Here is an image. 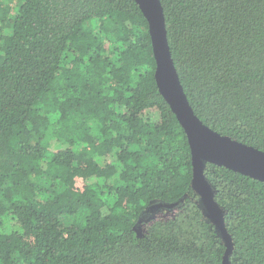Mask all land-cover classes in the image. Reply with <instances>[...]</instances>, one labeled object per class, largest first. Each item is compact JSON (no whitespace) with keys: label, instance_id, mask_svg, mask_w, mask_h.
<instances>
[{"label":"trees","instance_id":"obj_1","mask_svg":"<svg viewBox=\"0 0 264 264\" xmlns=\"http://www.w3.org/2000/svg\"><path fill=\"white\" fill-rule=\"evenodd\" d=\"M160 1L195 114L264 150V0ZM154 71L134 0H0V264H223ZM205 175L227 210V264H264V182ZM185 193L137 235L150 200Z\"/></svg>","mask_w":264,"mask_h":264},{"label":"water","instance_id":"obj_2","mask_svg":"<svg viewBox=\"0 0 264 264\" xmlns=\"http://www.w3.org/2000/svg\"><path fill=\"white\" fill-rule=\"evenodd\" d=\"M148 22V30L155 59L154 77L159 92L175 114L183 128L191 152V189L198 196L196 204L203 212L206 222L226 245L223 264H227L233 242L227 230V210L216 199L217 189L205 175L208 163L224 166L264 182V150L248 145L230 136L222 135L206 125L194 112L184 92L175 67L167 39L163 6L160 0H134ZM187 193L173 201L152 199L140 211L134 230L141 236V224L148 222L159 211L180 207Z\"/></svg>","mask_w":264,"mask_h":264},{"label":"rangeland","instance_id":"obj_3","mask_svg":"<svg viewBox=\"0 0 264 264\" xmlns=\"http://www.w3.org/2000/svg\"><path fill=\"white\" fill-rule=\"evenodd\" d=\"M86 215V211L83 209L81 210L76 217H74V221L77 225H81L83 222V218ZM72 218L70 220H73Z\"/></svg>","mask_w":264,"mask_h":264}]
</instances>
